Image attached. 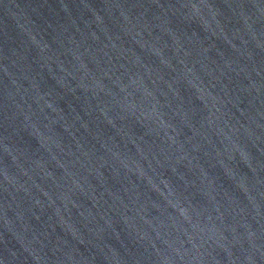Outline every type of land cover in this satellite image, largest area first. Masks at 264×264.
Returning <instances> with one entry per match:
<instances>
[{"label":"water","instance_id":"1","mask_svg":"<svg viewBox=\"0 0 264 264\" xmlns=\"http://www.w3.org/2000/svg\"><path fill=\"white\" fill-rule=\"evenodd\" d=\"M0 264H264V0H0Z\"/></svg>","mask_w":264,"mask_h":264}]
</instances>
